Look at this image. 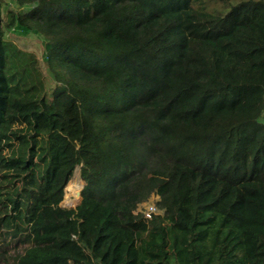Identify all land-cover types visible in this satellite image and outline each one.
Instances as JSON below:
<instances>
[{
    "label": "trees",
    "instance_id": "1",
    "mask_svg": "<svg viewBox=\"0 0 264 264\" xmlns=\"http://www.w3.org/2000/svg\"><path fill=\"white\" fill-rule=\"evenodd\" d=\"M17 3L0 0V264H264V0Z\"/></svg>",
    "mask_w": 264,
    "mask_h": 264
},
{
    "label": "rangeland",
    "instance_id": "2",
    "mask_svg": "<svg viewBox=\"0 0 264 264\" xmlns=\"http://www.w3.org/2000/svg\"><path fill=\"white\" fill-rule=\"evenodd\" d=\"M4 4H5V11L6 10H13V11H17V12H25L30 7V5H25V6L21 7L20 5H18L17 0H4ZM222 4L223 3L219 1L216 3L210 4V7L221 8L223 6ZM7 38L12 40L13 42H15L19 48L35 53L40 58V60H43V57H44L43 56V45H42L41 41H39L36 37L30 35V36H27L24 38H20V37H15L12 34H8ZM42 67L44 70V74L46 76L47 86L50 88L54 84V82L52 81L53 78L49 75L45 65H42ZM262 121H264V115L262 116ZM83 185H84V182L80 179V168L78 167L74 171V175H73L71 181L69 182L68 187H66V189H65V196H64V200L62 202V206L64 208L74 209L77 207V205L81 201L80 192L83 188ZM69 186H72L73 188L68 190ZM155 200H157V198L152 197L149 202L153 203ZM144 207H145V205L140 206V208H142V209Z\"/></svg>",
    "mask_w": 264,
    "mask_h": 264
},
{
    "label": "built area",
    "instance_id": "3",
    "mask_svg": "<svg viewBox=\"0 0 264 264\" xmlns=\"http://www.w3.org/2000/svg\"><path fill=\"white\" fill-rule=\"evenodd\" d=\"M155 198H157V200H158V197H155ZM155 201H156V200H155ZM155 201H154L153 203H150V202L148 201L149 203L146 202V203L142 204L143 206L145 205V207H144L143 209L139 207L138 210H137V212L135 211L134 213H135V214L142 213L143 218H144L146 221H150V220H152L155 216H160V215H162V214H163V211H161V210L157 207ZM146 204H147V205H146Z\"/></svg>",
    "mask_w": 264,
    "mask_h": 264
},
{
    "label": "bare ground",
    "instance_id": "4",
    "mask_svg": "<svg viewBox=\"0 0 264 264\" xmlns=\"http://www.w3.org/2000/svg\"><path fill=\"white\" fill-rule=\"evenodd\" d=\"M68 187V186H67ZM71 188H73L72 186H69L68 190H70ZM71 192V191H70ZM79 196V195H78Z\"/></svg>",
    "mask_w": 264,
    "mask_h": 264
}]
</instances>
